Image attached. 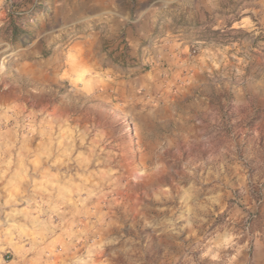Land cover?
<instances>
[{"label": "clouds", "instance_id": "obj_1", "mask_svg": "<svg viewBox=\"0 0 264 264\" xmlns=\"http://www.w3.org/2000/svg\"><path fill=\"white\" fill-rule=\"evenodd\" d=\"M210 2L198 0L202 7ZM247 2L258 25L257 34H264V0ZM129 46L134 47L131 40ZM170 51L175 55L176 47ZM104 55L96 54L90 40L77 41L68 47L65 66L58 74V79L79 96L90 99L91 107L101 115L115 109L122 112L132 98L126 90L133 95L147 93L156 77L153 72L146 79L138 77L136 83L125 80L120 72L101 64ZM197 60L196 73L203 71L210 77L216 69H221L220 75L235 69V65L227 66L219 49L205 48ZM151 62L157 65L156 60ZM235 71L238 93L249 98L237 112L239 120L252 98L264 100V64L247 76ZM31 91L39 93V89ZM142 103H148L146 97ZM0 109L5 124L0 130V182L4 185L0 194V253L11 257L5 261L0 256V264H243L242 250L248 244L242 238L247 233L237 227L243 216L233 215L229 209L226 219L212 226L219 214L216 206L228 207L225 197L231 193L225 188L227 178L223 184L218 181L227 159L232 160L233 168L240 167L239 142L221 147L216 157L205 160L199 154L210 139L209 126H202L204 140L177 129L165 140L144 143L139 163H133L123 149L110 150V146H117L104 120L74 122L70 112L60 113L59 106L34 109L15 99L0 104ZM8 121H12L11 126ZM169 150L175 152L177 161L188 151L193 163L191 167L182 163L181 171L165 183L164 178L172 174L165 158ZM117 157L124 162L118 168L112 163ZM211 160L218 163L206 167ZM142 183L157 189L144 202L111 196L116 189L128 190ZM205 184H213L207 193L203 191ZM239 187L245 191L243 184ZM26 199L28 207H20ZM146 227L170 241L165 260L147 259L150 245L139 237V231ZM186 230L195 238L191 252L185 251L181 239Z\"/></svg>", "mask_w": 264, "mask_h": 264}, {"label": "rangeland", "instance_id": "obj_2", "mask_svg": "<svg viewBox=\"0 0 264 264\" xmlns=\"http://www.w3.org/2000/svg\"><path fill=\"white\" fill-rule=\"evenodd\" d=\"M93 2L0 0V104L15 99L34 109L59 106L60 113L70 112L74 122L104 120L113 145L117 146H110V150L123 149L133 163H139L144 143L165 140L177 129L204 140L200 135L202 126H209L210 139L199 154L205 160L216 157L221 147L239 142L240 167L233 168L227 154L223 157L227 165L218 183L223 184L226 177L225 188L231 194L225 197L227 208L216 206L219 214L212 226L226 219L229 209L233 215L240 213L243 219L237 227L247 233L242 242L248 244L241 260L243 264H264V100L252 98L243 118L237 119V112L249 98L237 91L235 69L247 76L254 67L264 64V34H257L252 6L247 0H211L203 7L198 0H151L143 7L149 14L140 17V0H131L127 26L133 27V40L122 29L115 38L105 36L102 41ZM85 40L93 43L97 55L103 48L104 66L120 72L125 80L136 83L138 77L146 79L155 72V85L138 95L126 90L132 97L127 107L122 112L115 109L101 115L91 107L90 99L79 96L58 79L68 47ZM130 40L134 47L129 46ZM173 47L175 55L170 51ZM205 48L224 52L227 66L235 65V69L227 75H220L221 69H216L212 77L203 71L196 73L197 56ZM152 60L157 61L156 66ZM34 88L39 89L38 94L31 91ZM145 97L147 104L142 103ZM3 116L0 109V130L5 126ZM213 120L218 123L212 124ZM11 124L8 121V126ZM165 158L172 168L165 183L181 171L182 163L188 167L193 163L188 151L183 152L182 161L176 160L172 150L165 153ZM112 163L118 168L124 162L117 157ZM215 163L218 161H208L206 167ZM212 187L213 184H205L203 191L207 193ZM3 188L0 182V194ZM156 190L155 186L142 183L128 190L116 189L111 196H126L140 203ZM19 206L28 207V200ZM127 228L125 225V231ZM139 237L150 245L149 261L166 259L169 240L147 227L139 231ZM181 239L185 251L191 252L195 238L186 230ZM0 256L5 261L11 258L9 253Z\"/></svg>", "mask_w": 264, "mask_h": 264}, {"label": "crops", "instance_id": "obj_3", "mask_svg": "<svg viewBox=\"0 0 264 264\" xmlns=\"http://www.w3.org/2000/svg\"><path fill=\"white\" fill-rule=\"evenodd\" d=\"M149 1L151 0H140V17H146L149 14L150 11H147V8H143ZM130 2L131 0H94V15L99 22V33L102 41H104L105 36L109 37V39L115 38L122 29L125 30L128 37L133 40V27L127 26L131 16V7H129V5H131ZM141 28L142 25L139 29ZM101 53H105L103 48H101ZM105 58V55L101 56V64L103 66Z\"/></svg>", "mask_w": 264, "mask_h": 264}]
</instances>
